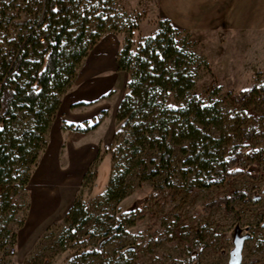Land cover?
<instances>
[{
	"label": "rangeland",
	"instance_id": "374dc122",
	"mask_svg": "<svg viewBox=\"0 0 264 264\" xmlns=\"http://www.w3.org/2000/svg\"><path fill=\"white\" fill-rule=\"evenodd\" d=\"M76 7L90 12L85 45L90 46L91 36L99 38L89 47L86 57L75 69L70 87L61 96L64 107L58 113V123L61 129L91 126L105 117L106 128L110 127L112 134L100 148V154L107 155L98 165L93 162L81 189L77 184L65 187L62 192L63 200L67 201L64 210L34 229L29 221V181L47 153L48 142L54 151L52 136L44 137L47 146L36 152L34 165L17 162L13 166V181L0 186L1 191L8 194L11 205L2 215L1 222L17 233L18 250L10 264H228L233 248L232 233L237 225L243 230L242 234L246 233V228L251 234L244 243L242 264H264V116L261 114L264 92H260L249 109L233 105L226 98L230 92L260 91L264 85V31L198 34L181 31L172 25L168 30L166 19L161 15L164 7L155 0H74L72 9ZM135 22L137 29L131 31ZM99 26L102 27L100 31ZM79 27V22L74 20L68 31L77 36ZM161 28L168 31L167 36H174L178 48L187 54L179 71H184L194 86L183 98H178L174 91L156 93L153 104L146 105L143 114L149 118L159 116L183 108L192 99L217 105L223 114V124L212 135L221 138V149L226 153L232 146H240V152H245L246 157L237 168L247 170L248 175L186 194V186L200 178L199 170L195 166H185L182 147L173 146L172 190L152 192L155 186L165 187L164 171L158 177L142 181L143 169L138 168L122 179L126 142L131 135L129 127L115 117L126 93L127 81V74L117 71L116 55L128 44L131 52L136 53L139 42L154 37ZM45 58V46L30 49L24 72H30L32 78L44 67ZM28 82L26 76L17 80L20 85ZM154 94L155 91H151V95ZM76 104L80 105L73 107ZM16 116L14 122L6 125L0 146H9L10 138H20L33 126V119L27 113L19 112ZM85 119L86 124L83 123ZM61 133L56 152L59 172L83 169L77 165L73 170L70 166L78 156L88 153H82L78 146L84 137L67 130H61ZM249 133L252 136L247 139L245 134ZM13 153L18 158L15 151ZM31 158L28 157L27 162ZM111 158V178L116 180V188L123 193L120 199L106 195ZM144 159L146 174L159 165V153L155 150H148ZM44 168L40 172L44 173ZM216 171L221 172V168ZM183 172H188L186 181ZM235 192H242L254 201L233 203L234 213L230 215L225 214L222 207L205 209L211 201ZM74 203L81 208L76 220L67 218ZM113 225L123 226L126 235L103 245L96 256L74 257L77 251L96 248L99 238ZM85 234L92 237L81 242Z\"/></svg>",
	"mask_w": 264,
	"mask_h": 264
},
{
	"label": "trees",
	"instance_id": "16d2710c",
	"mask_svg": "<svg viewBox=\"0 0 264 264\" xmlns=\"http://www.w3.org/2000/svg\"><path fill=\"white\" fill-rule=\"evenodd\" d=\"M45 1L48 45L44 67L37 70L32 78L30 72L25 73L28 50H24L12 67L4 66V73L0 76V137L4 135L6 125L17 119V113L25 112L33 119V126L20 138H10L9 146H0V186L13 181V166L17 162H22V165L24 163L34 165L37 159L36 152L46 148L47 143L44 137L57 116L61 96L70 87L76 67L99 38L97 35L91 36L90 48L84 43L86 26L91 19L89 10H80L78 7L73 10L74 0ZM74 20L80 24L77 36H72V33L68 31L73 26ZM166 23L167 29L170 30V22L166 20ZM101 29L102 27L99 26L98 30ZM136 29L135 22L130 30ZM167 33V30L161 28L154 37L139 42L136 53L131 52L128 44L116 55L117 71L126 73L127 81L126 93L117 108L115 117L118 122H123L125 127H129L131 135L126 142L122 179L138 168L143 169L142 181L158 177L160 172L164 171L166 173L165 187L155 186L152 192L161 193L172 190L173 146L182 147L181 152L186 156L185 166H195L199 170L200 178L186 186V194H191L198 189L219 186L227 179L248 175L247 170L237 168L240 161L246 157L245 152H240V146H232L226 153L221 149V138H215L212 135V132H218L223 124V114L217 105H207L200 99H192L187 101L183 108L163 112L159 116L149 118L147 114H143V108L153 104L156 93L167 94L174 91L178 98H183L194 86L193 80L187 77L184 71H179L187 59V54L178 48L174 36H167ZM35 47L42 46L35 45ZM20 76H26L29 82L20 85L17 83ZM151 91H155V94L151 95ZM260 92H264V85L260 91L250 89L238 93L230 92L226 98L233 105L249 109L255 104L254 99L259 97ZM261 114L264 116V109ZM99 123L100 120L91 126H70L68 129L74 128L75 131L87 133L96 129ZM251 133L245 134V137L251 138ZM148 150L159 153V165L146 174L144 155ZM13 151L18 158L14 157ZM28 157H32L28 160L30 162L26 160ZM218 167L221 168V172L216 171ZM112 172L113 164L106 195L111 199H120L123 193L116 188L117 182L111 178ZM182 175L183 180L186 181L188 172H183ZM3 195L5 201L2 215L6 214L11 206L8 194L4 192ZM253 201L244 193L235 192L211 201L205 209L222 207L225 214L230 215L234 213L233 203ZM76 206L74 203L68 211L67 218L76 220L81 212V208ZM124 235L126 230L123 226L113 225L99 238L96 248L77 251L73 255L83 258L96 256L103 245L120 239ZM91 237V234H85L81 242H86Z\"/></svg>",
	"mask_w": 264,
	"mask_h": 264
},
{
	"label": "crops",
	"instance_id": "0c3cea01",
	"mask_svg": "<svg viewBox=\"0 0 264 264\" xmlns=\"http://www.w3.org/2000/svg\"><path fill=\"white\" fill-rule=\"evenodd\" d=\"M155 2L164 7L165 11L161 12L164 19L181 31L198 34L214 31L229 34L264 31V0H155ZM73 102L81 103L75 100ZM77 105L80 104L73 107ZM62 107H64V103L61 100L59 114ZM58 113L45 134V136H52L55 145L54 151L51 150V147H49L50 142H48L47 153L35 167L29 181V221L30 227L33 229L64 210L67 201L63 200V190L65 187H71L74 184L79 185L81 189L83 179L93 162H97L98 165L99 161L107 155L100 154V148L106 145L112 134L110 127L106 128L105 117L99 119L100 123L96 129L87 133L75 131L74 128L65 129L62 127L61 129L58 123ZM86 122L85 119L83 123L86 124ZM61 130H67L73 135L77 134L84 137L80 140L81 143L78 146L82 148V153L88 152L83 157L78 156L76 162L70 166V169L75 168L77 165L83 167V169L80 168L77 172L73 169L74 171L70 170L63 173L64 175L58 170L60 167L56 155L57 144L61 141ZM38 167L39 169H37ZM42 167L48 170V174L46 170H44V173L40 172ZM111 167L112 162L110 159V173ZM51 182L55 185H48Z\"/></svg>",
	"mask_w": 264,
	"mask_h": 264
},
{
	"label": "built area",
	"instance_id": "2783aa9c",
	"mask_svg": "<svg viewBox=\"0 0 264 264\" xmlns=\"http://www.w3.org/2000/svg\"><path fill=\"white\" fill-rule=\"evenodd\" d=\"M45 0H0V76L35 45H48ZM5 198L0 188V264H10L18 250L17 233L1 222Z\"/></svg>",
	"mask_w": 264,
	"mask_h": 264
},
{
	"label": "water",
	"instance_id": "95a60500",
	"mask_svg": "<svg viewBox=\"0 0 264 264\" xmlns=\"http://www.w3.org/2000/svg\"><path fill=\"white\" fill-rule=\"evenodd\" d=\"M243 230L237 225L232 233L233 248L229 252L228 264H242V251L244 243L251 238L249 228L245 229V234H242Z\"/></svg>",
	"mask_w": 264,
	"mask_h": 264
}]
</instances>
